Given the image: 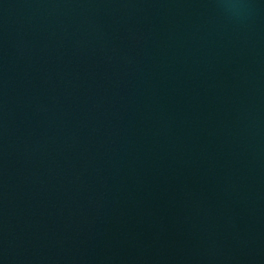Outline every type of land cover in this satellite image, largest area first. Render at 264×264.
I'll return each instance as SVG.
<instances>
[{
    "label": "water",
    "instance_id": "water-1",
    "mask_svg": "<svg viewBox=\"0 0 264 264\" xmlns=\"http://www.w3.org/2000/svg\"><path fill=\"white\" fill-rule=\"evenodd\" d=\"M0 264H264V0H0Z\"/></svg>",
    "mask_w": 264,
    "mask_h": 264
}]
</instances>
